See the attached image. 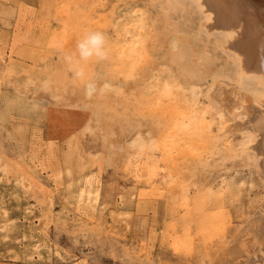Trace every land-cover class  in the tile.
<instances>
[{
	"label": "rangeland",
	"instance_id": "374dc122",
	"mask_svg": "<svg viewBox=\"0 0 264 264\" xmlns=\"http://www.w3.org/2000/svg\"><path fill=\"white\" fill-rule=\"evenodd\" d=\"M172 1L0 0V264H207V246L227 239V227L264 212V180L246 149L253 139L240 124L264 103V89L255 78L235 73L234 53L223 48L222 34L200 26L205 18L192 0ZM92 31L105 34L110 60H81L85 65L75 68L70 60L80 61L76 39ZM131 34L139 40L128 65L134 69L121 68L114 49ZM63 39L70 41L69 57ZM83 69L84 79H78ZM88 82L97 85L91 97L85 94ZM164 82L180 91L177 101L214 121L207 127L209 148L219 144L208 148L206 161L185 156L184 147L165 148L161 138L169 139L171 128L163 131L165 119L157 125L158 118L145 112L155 102L154 88ZM224 108L236 109L227 110L236 116ZM225 123L235 126L223 130Z\"/></svg>",
	"mask_w": 264,
	"mask_h": 264
},
{
	"label": "bare ground",
	"instance_id": "6f19581e",
	"mask_svg": "<svg viewBox=\"0 0 264 264\" xmlns=\"http://www.w3.org/2000/svg\"><path fill=\"white\" fill-rule=\"evenodd\" d=\"M162 1V0H161ZM165 1V0H163ZM169 1V0H168ZM174 1V0H173ZM172 1V2H173ZM182 2V0H179ZM187 1V0H186ZM185 1V2H186ZM189 1V0H188ZM193 3H194V7L196 8V13H198V15L202 14L205 18V21L202 23L201 22V25L202 27H204L206 29V31L209 33L211 31H216L217 33H220V35L222 34V37H223V41L225 42V44L223 45V48H228V50H231L232 52H229L230 54L231 53H234L233 54V57H235V60L233 58L234 61H236V63H233V64H237L236 66L238 67V71L234 72L235 73H238L241 75H245V76H251L255 79V81H257L260 85H262V87H264V0H192ZM69 2V1H68ZM71 2V1H70ZM152 2V1H151ZM171 2V1H170ZM169 2V3H170ZM72 3V2H71ZM83 3V2H82ZM176 3V2H175ZM191 3V2H190ZM69 4V3H68ZM178 4V3H177ZM74 5V4H73ZM100 5V4H99ZM162 5V4H161ZM165 6V4H163ZM171 5V3H170ZM181 5V4H180ZM167 6V5H166ZM184 6V4L182 5ZM187 6V5H186ZM190 6V5H189ZM93 7V6H92ZM91 7V8H92ZM169 7V6H168ZM67 8V7H65ZM73 8V7H72ZM181 9V8H180ZM187 9V8H186ZM189 9V8H188ZM62 10V9H61ZM91 10V9H90ZM184 10V9H183ZM89 11V10H88ZM134 11V10H133ZM185 11V10H184ZM187 11V10H186ZM78 12V11H77ZM76 12V14H77ZM180 12V11H179ZM74 14V12H71V14ZM82 13V12H81ZM132 13V12H131ZM195 13V12H194ZM70 14V13H69ZM72 14V16H73ZM130 14V12H129ZM142 14V13H141ZM58 15V14H57ZM138 15V13H137ZM183 15V14H181ZM197 15V16H198ZM75 16V15H74ZM84 16V15H83ZM89 16V14L87 15V17ZM127 16H128V13H127ZM136 16V15H134ZM140 16V15H139ZM65 17V16H64ZM69 17V16H68ZM194 17H195V14H194ZM79 18V17H78ZM131 18V17H130ZM134 18V17H133ZM135 18H138V17H135ZM141 18V17H139ZM185 18V17H184ZM188 18V17H187ZM191 18V17H190ZM203 18V17H201ZM63 19V18H62ZM90 19V18H89ZM132 19V18H131ZM180 19V18H179ZM143 20V19H142ZM183 20V19H182ZM181 20V21H182ZM193 20V19H191ZM198 20V19H197ZM64 21V19H63ZM77 21V20H75ZM79 21V20H78ZM126 21V20H125ZM134 21V20H133ZM138 22V19L136 20ZM141 21V19H140ZM71 22V21H70ZM81 22V21H80ZM83 22V21H82ZM81 22V23H82ZM87 22V21H86ZM185 22V21H184ZM192 22V21H191ZM76 23V22H75ZM127 23V22H126ZM131 23V21H130ZM142 22H140V25H141ZM188 23V22H187ZM186 23V24H187ZM88 24V22L86 23ZM125 24V23H123ZM129 24V22L127 23V25ZM136 24V23H135ZM144 24V23H143ZM142 24V25H143ZM191 24V23H190ZM77 25V24H76ZM138 25V24H137ZM79 26V25H78ZM187 26V25H185ZM198 26V25H197ZM76 26H74L75 28ZM121 27V26H120ZM144 27V26H143ZM69 28H71L69 26ZM77 28V27H76ZM135 28H137V26H135ZM138 28L140 29V27L138 26ZM142 28V27H141ZM201 28V27H200ZM72 29V28H71ZM86 29V28H85ZM84 29V30H85ZM126 29V28H125ZM80 30V29H78ZM78 30H75L74 33ZM121 30V28H120ZM119 30V32H120ZM69 31V30H68ZM81 31V30H80ZM89 31V30H88ZM126 31V30H125ZM138 31V30H137ZM177 31V30H176ZM63 32V31H62ZM72 32V31H71ZM86 32V31H85ZM93 32V31H92ZM118 32V33H119ZM133 32V31H132ZM135 32V31H134ZM188 32V31H187ZM186 32V33H187ZM200 32V31H198ZM78 34V32H76ZM80 33V32H79ZM83 33V32H81ZM80 33V34H81ZM137 33V32H136ZM203 32H201L202 34ZM206 33V32H205ZM213 33V32H212ZM216 33V34H217ZM66 34V32H65ZM64 34V35H65ZM68 34H72V33H68ZM120 34V33H119ZM123 34V32H122ZM121 34V36H122ZM118 35V34H117ZM117 35L115 37H117ZM127 35V34H126ZM130 35V34H129ZM139 33L137 34V37H138ZM142 35V34H141ZM212 35V34H211ZM75 36V35H74ZM120 36V35H119ZM118 36V37H119ZM134 36V37H132ZM140 36V35H139ZM196 36V35H195ZM123 37V36H122ZM121 37V38H122ZM129 37V36H128ZM131 38L129 40H125V43L126 44H122V47L120 49H118V52L115 50L116 52V61H117V65H120L121 67V64L123 67L121 68H125L126 66L128 67V65L130 64L129 61H131L133 59V55L132 54V48L134 47L135 45V42L136 41H139L137 40V37L136 35H132L130 36ZM136 37V38H135ZM208 37V36H206ZM219 37V36H218ZM64 38V37H63ZM77 38H78V35H77ZM220 38V37H219ZM71 39V43H72V36L70 35V38ZM83 39L82 37L79 38V39H76V40H81ZM125 39V38H124ZM138 39H140V37H138ZM214 39V38H213ZM217 39V38H216ZM64 40V39H63ZM65 41V40H64ZM70 41L67 40L65 41L66 44L64 45V48L65 46L68 44L70 46ZM118 41V40H117ZM117 41L113 42V43H117ZM124 42V41H123ZM183 42V41H182ZM181 42V43H182ZM137 43V42H136ZM184 43V42H183ZM203 43V42H201ZM61 44L63 45V43L61 42ZM73 44V43H72ZM77 44V43H75ZM111 44V43H110ZM108 44V45H110ZM112 45V44H111ZM110 45V46H111ZM175 44L173 43V46ZM180 45V43H179ZM186 45V44H185ZM222 45V44H221ZM221 45H218V47H222ZM68 46V47H69ZM116 46V45H115ZM113 46V47H115ZM181 46V45H180ZM201 46V45H200ZM73 47V45H72ZM71 47V48H72ZM76 47V46H75ZM108 47V46H107ZM120 47V45H119ZM202 47V46H201ZM70 48V47H69ZM68 48V50H69ZM77 48V47H76ZM135 48V47H134ZM174 48V47H173ZM172 48V49H173ZM217 48V47H215ZM66 49V50H65ZM64 49V51L66 53L69 54L70 51L67 50V46L66 48ZM74 50H76L75 48H73ZM72 49V50H73ZM110 47H108V49L106 48V50H109ZM110 50L111 51H113ZM222 49V48H221ZM71 50V49H70ZM180 50V48H179ZM182 50V48H181ZM210 50V49H209ZM178 51V49H177ZM114 52V53H115ZM203 52V51H202ZM221 52V51H220ZM76 55H77V51L74 52ZM172 53V52H171ZM179 53V52H178ZM211 53V52H210ZM228 53V52H227ZM72 53L70 52V54L68 55V57L71 55ZM74 54V55H75ZM110 54V53H109ZM178 55L176 54V52L173 53V55ZM181 54V53H179ZM172 55V56H173ZM182 55V54H181ZM232 55V54H231ZM64 56V55H63ZM66 56V55H65ZM175 56V57H176ZM74 57V56H73ZM171 57V55L169 56ZM174 57V56H173ZM60 58H61V55H60ZM76 58V57H75ZM93 60L95 57H92ZM91 58V59H92ZM109 58V57H108ZM177 58V57H176ZM63 59V58H62ZM71 59V58H70ZM79 59V58H78ZM96 59V58H95ZM136 59V58H135ZM174 60H176L175 58H173ZM66 60L68 59H65L64 57V60L62 62H64V64L66 65ZM76 60V59H75ZM74 59L70 60L72 61V63H74V66L75 68H77V66H80L82 65H85L87 63V61H85V64L80 60H78L77 62H73L75 61ZM90 60V59H89ZM106 60H110V59H106ZM112 60V58H111ZM114 60V59H113ZM113 60H112V64L113 63ZM148 60V59H147ZM212 60V59H211ZM60 61V60H59ZM134 61V60H133ZM173 61V60H172ZM177 61V60H176ZM175 61V62H176ZM218 61V60H217ZM106 64H107V61H105ZM144 62V61H143ZM83 63V64H82ZM90 63V61H89ZM109 65L111 66L110 64V61H108ZM119 63V64H118ZM116 64H114V66H116ZM73 65V64H72ZM70 65V67L72 66ZM232 65V64H231ZM113 66V67H114ZM125 66V67H124ZM135 66V65H134ZM142 65H139V67H141ZM57 67V66H56ZM55 67V68H56ZM61 67V66H60ZM62 67H64L62 65ZM86 67V66H85ZM230 67V66H229ZM234 67V66H233ZM0 68H1V61H0ZM54 68V69H55ZM73 68V67H72ZM110 68V67H109ZM117 68V66H116ZM129 68V67H128ZM131 68V67H130ZM129 68V69H130ZM143 68V67H142ZM58 69V68H57ZM80 69V68H79ZM111 69V68H110ZM115 69V68H114ZM127 69V68H126ZM131 69H134V68H131ZM140 69V68H139ZM236 69V68H235ZM59 70V69H58ZM90 70V69H89ZM120 70V69H119ZM136 70V68H135ZM64 71V70H63ZM84 71V69L82 70ZM114 72V70H111V72ZM227 71V70H226ZM233 71V70H231ZM230 71V72H231ZM48 72V71H47ZM73 72V71H72ZM85 72V71H84ZM87 72V71H86ZM112 72V73H113ZM142 72V71H141ZM151 72V71H150ZM193 72V71H191ZM233 72V73H234ZM53 73V71H52ZM76 73V71H75ZM118 73V72H117ZM226 73V72H225ZM121 74V72L119 73ZM185 74V73H184ZM192 74V73H191ZM58 75V74H57ZM60 75V74H59ZM62 75V73H61ZM90 75V74H88ZM118 75V74H116ZM230 75V74H229ZM235 75V74H234ZM65 76V75H64ZM74 76V75H73ZM86 76V75H85ZM150 76V75H149ZM186 76V75H185ZM56 77V76H55ZM62 77V76H61ZM75 77V76H74ZM197 77V76H196ZM241 77V76H240ZM174 78V77H173ZM195 78V77H194ZM235 78V77H234ZM242 78H246V77H242ZM249 78V77H248ZM58 79V78H57ZM56 79V80H57ZM79 79V78H78ZM84 79V78H83ZM86 79V78H85ZM175 79V78H174ZM177 79V78H176ZM187 79V78H186ZM192 79V78H191ZM190 79V80H191ZM247 79V78H246ZM245 79V80H246ZM61 80V79H60ZM59 80V81H60ZM74 80V79H73ZM161 80H164L161 78ZM160 80V81H161ZM166 81L169 80V82H172L170 81V79H165ZM173 80V79H172ZM220 80V79H219ZM241 80V79H240ZM244 80V81H245ZM67 81V80H66ZM65 81V82H66ZM84 81V80H82ZM159 81V80H158ZM157 81V83H158ZM159 81V83H160ZM248 81V80H247ZM245 81V82H247ZM64 82V83H65ZM163 82V81H161ZM178 82V81H177ZM249 82H250V79H249ZM248 82V83H249ZM252 82V80H251ZM214 83V82H213ZM241 83L240 81L236 84H239ZM254 84V82H252ZM62 84V82H61ZM69 84V83H68ZM77 84V83H76ZM81 84V83H80ZM155 84V83H153ZM152 84V85H153ZM172 84V83H171ZM170 84V85H171ZM181 84V87H182V83ZM212 84V83H211ZM251 84V83H250ZM252 84V85H253ZM258 84V85H259ZM67 85V84H66ZM174 87L175 85H179V84H176V82L174 83L173 81V84ZM240 85V84H239ZM242 85H243V82H242ZM241 85V88L243 87ZM255 85V84H254ZM147 86V85H146ZM145 86V87H146ZM149 86V85H148ZM148 86H147V89H148ZM189 86V85H188ZM238 86V85H237ZM62 87V86H61ZM74 87V86H73ZM144 87V88H145ZM150 87V86H149ZM173 87V86H172ZM177 87V86H176ZM185 87V86H184ZM248 88V86H246ZM253 87V86H251ZM256 87H258L256 85ZM261 86L259 87V90L261 89H264L262 88ZM187 88V87H186ZM185 88V90H186ZM233 88V87H232ZM246 88V89H247ZM250 88V87H249ZM63 89V88H62ZM176 89V91H178L177 89H180V86L179 88H173L172 90ZM190 89V88H189ZM194 89V88H192ZM191 89V90H192ZM196 89V88H195ZM198 89V88H197ZM200 89V88H199ZM207 89V88H206ZM245 89V87H244ZM255 89V87H254ZM182 90V89H181ZM231 90V89H230ZM195 91V90H194ZM200 91V90H199ZM214 91V90H213ZM233 91H236V90H233ZM232 91V92H233ZM249 91V90H247ZM257 91V90H256ZM255 93H259V92H256ZM146 92V90H145ZM149 92V90H148ZM154 92V96H155V102H153V104H151L152 106L149 107L150 108H147V106H144L146 109H145V112L147 111V114L148 117L151 115H155L156 118H158V121L157 122V125L159 122V119L165 121L160 124H162V129H164L163 131H165V127L167 128H171V130H168L167 132H169V134H171V137L168 139V138H165L166 140H164V137L166 135H163L164 137L161 138V140L163 141L162 143L165 145V144H169V148L167 146V149H172V151L174 149L176 150H184V148H187L185 149L188 153H186L185 156H188V157H193V155H196V157H202V158H206L205 161L207 160V158L210 157V153L211 151L209 152V146L212 144V140H210L209 138V130L207 129V127L213 123V122H208V119L206 120L205 119V112L202 111V110H195L194 107H191L187 104H185L184 102L180 101V97L178 99V101L176 100L177 98L175 97L174 93L175 94H178L180 93V91L178 92H175L174 90V93L170 90V86L169 84L165 83L163 84V86L161 87H158L157 88H154L153 90ZM172 92V93H171ZM183 92H185L183 90ZM190 92V90H189ZM201 92V91H200ZM237 92V91H236ZM253 92L252 90L250 91V93ZM182 93V92H181ZM192 93V92H191ZM195 93V92H193ZM261 93V92H260ZM259 93V94H260ZM148 94V93H146ZM184 94V93H183ZM187 94H190L187 92ZM197 94V92H196ZM195 96H198L196 95ZM211 94V93H210ZM220 94V93H219ZM233 94V93H232ZM242 94H245V93H242ZM252 94V93H251ZM143 95V94H141ZM151 95V96H153ZM191 95V94H190ZM194 95V94H193ZM201 95V93H200ZM213 95V93H212ZM211 95V96H212ZM247 95V94H245ZM253 95V94H252ZM261 95V94H260ZM150 96V95H149ZM153 96V97H154ZM185 96H186V93H185ZM256 97V95H254ZM259 96V95H258ZM128 97V96H126ZM141 97V96H140ZM187 97V96H186ZM190 97V96H189ZM208 97V95H207ZM214 97V95H213ZM238 97V96H237ZM243 97V96H242ZM245 97V96H244ZM144 98V97H143ZM147 98V97H146ZM144 98V99H146ZM152 98V97H151ZM166 98V101L164 100ZM201 98V97H200ZM224 98V97H223ZM239 98V97H238ZM240 100V98L238 99ZM257 98V97H256ZM140 99V98H139ZM143 99V101H144ZM152 98V100H154ZM183 99V98H182ZM192 99V98H191ZM211 99V97H210ZM219 99V98H218ZM233 99V98H232ZM260 99V98H259ZM147 100V99H146ZM204 100V99H203ZM217 100V98L215 99V101ZM220 100V99H219ZM244 100V98H243ZM246 100V98H245ZM244 100V101H245ZM249 100V99H248ZM262 100V99H261ZM260 100V101H261ZM132 101V100H131ZM186 101V99H185ZM198 101V100H197ZM214 101V102H215ZM223 99L221 98V101L222 102ZM233 101V100H232ZM231 101V102H232ZM247 101V100H246ZM264 101V100H262ZM261 101V102H262ZM139 102H142L141 100ZM194 102V101H192ZM219 102V103H220ZM224 102V101H223ZM222 102V103H223ZM248 102V101H247ZM251 102V101H250ZM258 102V101H257ZM260 102V103H261ZM109 103V102H108ZM132 102H130L131 104ZM145 103V101H144ZM187 103V102H186ZM200 103V102H199ZM202 103V102H201ZM201 103L199 104L201 106ZM211 103V101H210ZM218 103V102H216ZM220 103V107H221V104ZM252 103V102H251ZM124 104V103H123ZM140 105L142 103H139ZM146 104V103H145ZM144 104V105H145ZM204 103H202L203 105ZM240 104V103H239ZM242 104V103H241ZM137 105V104H136ZM235 105V104H234ZM238 105V103H237ZM218 106V105H217ZM226 106V105H225ZM243 106V105H242ZM254 106V105H253ZM257 106V104L255 105ZM124 107V106H123ZM140 106L138 105L137 108H139ZM224 107V106H223ZM241 107V106H240ZM134 107V110L137 109ZM142 106L139 108L140 110ZM197 108V106H196ZM205 108V106H204ZM230 108H233V107H230ZM219 109V108H218ZM225 109V108H224ZM234 109V108H233ZM231 110V109H227L228 111H235V110ZM246 109V108H245ZM226 110V109H225ZM226 110V111H227ZM242 110V109H241ZM227 111V112H228ZM250 111L252 112V109H250ZM249 111V112H250ZM254 111V110H253ZM139 112V111H138ZM237 112V111H236ZM239 112V111H238ZM243 113H245L244 111H242ZM141 113V112H140ZM144 113V112H143ZM141 113V114H143ZM253 113V112H252ZM251 113V114H252ZM207 114V113H206ZM230 113L228 112V115ZM232 114V112H231ZM230 114V115H231ZM238 114V113H237ZM240 114V113H239ZM246 114V113H245ZM244 114V115H245ZM250 114V113H248ZM146 115V113H145ZM212 115V114H211ZM219 115V113H218ZM217 115V116H218ZM233 115V114H232ZM234 115H235V112H234ZM233 115V116H234ZM210 116V114H209ZM208 116V117H209ZM236 116V115H235ZM234 116V117H235ZM153 117V116H152ZM246 116H244L245 118ZM160 120V121H161ZM218 120H219V117H218ZM240 120V119H239ZM146 121V120H144ZM153 121V120H152ZM234 121V120H233ZM218 122V121H217ZM238 122V121H237ZM164 123V125H163ZM239 123V122H238ZM217 124V123H216ZM215 124V126H216ZM232 123H225L223 125V130H227L228 129L230 130V127ZM241 125H243L246 129H248V133H246V135H251L252 136V143L249 144V146L246 148V149H249L251 152L252 155H254L255 158H257L258 160V163H259V169H258V172L257 174H260L258 176H261L262 180H264V103H262V105H260L259 107H255V113L252 115V116H247L241 123ZM218 126V124H217ZM232 126H235V125H232ZM237 126H239L237 124ZM164 127V128H163ZM157 129V128H156ZM161 129V130H162ZM219 129V127L217 128ZM234 127L231 128V130L233 131ZM238 130L240 129L237 128ZM244 129V128H243ZM208 130V131H207ZM214 130V128L212 129ZM242 130V129H241ZM160 131V130H159ZM220 131V130H219ZM227 131H223L227 134ZM243 131V130H242ZM221 132H222V128H221ZM164 133V132H163ZM162 133V134H163ZM225 133H221V134H225ZM230 133V132H229ZM168 134V133H167ZM216 134V133H215ZM159 135V134H157ZM156 136V135H155ZM160 136V135H159ZM216 136V135H215ZM219 137V133L217 135V138ZM222 137V136H221ZM215 138V137H214ZM225 138V137H224ZM212 139V138H211ZM232 139V138H231ZM159 140V141H161ZM182 140V141H181ZM222 140V139H220ZM158 141V139L156 140V142ZM186 141H188V143H190V145H199L201 147L200 150H197V149H192V147L190 146H185L186 144ZM214 141V140H213ZM219 141V140H218ZM228 141V140H227ZM222 144H223V141H221ZM160 143V142H158ZM161 143V144H162ZM181 143H184L183 146H181ZM247 143V142H246ZM157 145V143H155ZM154 144V145H155ZM180 144V145H179ZM215 144V143H214ZM219 143L216 141V144L215 145H218ZM159 145V144H158ZM157 145V146H158ZM189 145V144H188ZM215 145H212L215 147ZM224 145V144H223ZM153 146V145H152ZM229 146V145H228ZM184 147V148H182ZM212 147V148H214ZM230 147V146H229ZM142 148V147H141ZM148 148V147H147ZM156 148V146H155ZM162 147H159L158 149H160ZM165 148H166V145H165ZM165 148H163L164 152L167 151ZM209 148V149H208ZM211 148V149H212ZM222 148L219 147V149ZM228 148V147H227ZM151 149V147H150ZM210 149V150H211ZM217 148H215L216 150ZM217 149V150H219ZM224 149V148H223ZM223 149H220V150H223ZM230 149V148H229ZM228 149V150H229ZM162 150V149H161ZM214 150V149H213ZM226 150V149H224ZM175 151V150H174ZM231 150H229V153H230ZM247 151V150H246ZM216 152V151H214ZM223 152V151H222ZM226 153V151H224ZM137 153V152H136ZM139 153V152H138ZM168 154V156H166L169 159H173V154L172 156L170 157L171 153L168 151L166 152ZM224 153V154H225ZM247 153V152H246ZM183 154V153H182ZM185 154V152H184ZM183 154V155H184ZM236 154V153H235ZM250 154V152H249ZM176 155V154H175ZM190 155V156H189ZM222 155V154H221ZM217 156V155H216ZM232 156V155H231ZM177 157V155H176ZM183 157V156H181ZM213 156H211L212 158ZM219 157V156H218ZM224 157V156H223ZM227 157V156H226ZM233 157V156H232ZM237 157V156H236ZM252 157V156H251ZM253 157V158H254ZM129 158V157H128ZM148 158V157H147ZM166 158V159H167ZM194 158V157H193ZM163 159V158H162ZM177 159V158H176ZM198 159V158H197ZM197 159L195 161H197ZM200 159V158H199ZM216 159V157H215ZM221 159V158H220ZM240 159V158H239ZM247 159V158H246ZM127 160V159H126ZM175 160V159H173ZM172 160V161H173ZM181 160V158H180ZM185 160V159H184ZM184 160L182 159L181 161L184 162ZM214 159H211L210 161H212ZM257 160H256V163H257ZM141 161V160H140ZM200 161V160H199ZM204 161V160H201V162ZM216 161V160H215ZM214 161V162H215ZM248 161V160H247ZM255 161V160H254ZM253 161V162H254ZM171 162V161H170ZM177 161L175 160L174 163H176ZM147 163V162H146ZM167 163V161H166ZM166 163L164 166H166ZM169 163V162H168ZM173 163V164H174ZM198 163V162H197ZM203 163V162H202ZM249 163V162H248ZM220 164V163H219ZM251 164V163H250ZM254 164V163H253ZM151 165V164H149ZM171 165V164H170ZM193 165V164H192ZM208 165V163H207ZM212 165V164H210ZM136 166V165H135ZM169 166V164H168ZM174 166V165H173ZM204 166V165H203ZM255 166V164H254ZM191 167V166H189ZM224 167V166H223ZM222 167V168H223ZM134 168V167H133ZM152 170H154L152 168V166L149 167ZM198 168V167H197ZM204 168V167H203ZM221 168V169H222ZM170 167L169 170L170 171ZM189 169V168H188ZM199 170V169H198ZM137 171V170H136ZM146 171V170H145ZM134 172V171H133ZM138 172V171H137ZM157 172V171H156ZM155 172V173H156ZM139 173V172H138ZM171 173V172H170ZM180 175V174H179ZM151 180V179H149ZM203 180V178H202ZM178 182V181H177ZM173 186L176 184V181H174L173 183ZM171 184V185H172ZM240 184V183H239ZM225 185V184H224ZM156 188V187H155ZM173 188V187H172ZM195 188V187H194ZM236 191V190H235ZM84 191L81 192V194H83ZM88 193H90V191H88ZM87 193V194H88ZM214 193V192H213ZM80 194V195H81ZM229 195V194H228ZM233 196V195H232ZM191 200V199H190ZM191 202V201H190ZM174 204V203H173ZM196 205V204H194ZM264 209V208H262ZM92 210V209H91ZM219 210V209H218ZM217 211V210H216ZM215 211V212H216ZM258 211V210H257ZM256 211V214H252V216H245L240 223L238 224H235L231 227H227L225 230L222 228V230H224L223 232H226L228 233V238L227 239H223L221 241H219L218 243H216V245H212V246H207L208 248L206 249L205 251V255H206V259H207V264H252L254 262H257V261H262V264H264V212H260V213H257ZM209 212V211H208ZM221 213V211H220ZM204 214V213H203ZM218 215V214H217ZM222 215V213L220 214ZM243 217V216H242ZM217 218V217H216ZM226 218V216H225ZM205 219V218H204ZM208 219V217L206 218ZM205 219V220H206ZM209 219H211L209 217ZM187 220V219H186ZM203 220V219H202ZM229 220V219H228ZM220 221V220H219ZM214 222V221H213ZM218 222V221H217ZM225 222V221H224ZM229 222V221H228ZM182 223V222H181ZM179 225V224H178ZM196 225V224H195ZM221 225H223L221 223ZM202 226V225H201ZM214 227V225H213ZM183 228V227H182ZM181 228V229H182ZM184 229V228H183ZM188 229V228H186ZM185 229V230H186ZM190 229V228H189ZM194 229V228H193ZM184 230V231H185ZM208 230V229H207ZM221 230V231H222ZM197 231V230H196ZM199 232V231H198ZM202 232V231H201ZM188 233V232H186ZM200 233V232H199ZM198 233V234H199ZM204 233V232H203ZM218 234V233H217ZM222 234V232H221ZM184 236V235H182ZM187 236V235H186ZM210 236V235H208ZM212 236V235H211ZM191 237V236H190ZM175 240L176 238L173 237ZM183 238V237H182ZM184 239V238H183ZM189 239V238H188ZM211 239V238H210ZM182 240V239H181ZM190 240V239H189ZM191 240H192V237H191ZM194 241V240H193ZM207 241V240H206ZM209 241V240H208ZM211 241V240H210ZM186 242V241H185ZM189 242V241H188ZM212 242V241H211ZM191 243V242H190ZM193 243V242H192ZM186 245V244H184ZM204 248V247H203ZM190 250V249H189ZM203 257V256H202ZM166 262V261H165ZM74 264V263H73ZM256 264V263H255Z\"/></svg>",
	"mask_w": 264,
	"mask_h": 264
},
{
	"label": "clouds",
	"instance_id": "9594fccd",
	"mask_svg": "<svg viewBox=\"0 0 264 264\" xmlns=\"http://www.w3.org/2000/svg\"><path fill=\"white\" fill-rule=\"evenodd\" d=\"M107 38L104 33L100 31H93L85 33L83 39L77 43V51L79 59L87 61L92 57L98 60H105L108 58V51L106 50ZM78 78L84 77L82 70L76 73ZM110 85L104 84L103 88L108 89ZM97 90V85L93 82H88L85 86V94L91 97Z\"/></svg>",
	"mask_w": 264,
	"mask_h": 264
}]
</instances>
